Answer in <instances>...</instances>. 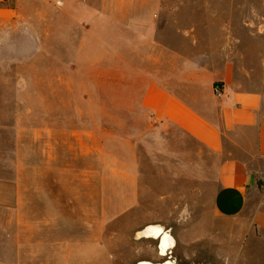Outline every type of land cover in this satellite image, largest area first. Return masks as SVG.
I'll use <instances>...</instances> for the list:
<instances>
[{
    "label": "rangeland",
    "instance_id": "rangeland-1",
    "mask_svg": "<svg viewBox=\"0 0 264 264\" xmlns=\"http://www.w3.org/2000/svg\"><path fill=\"white\" fill-rule=\"evenodd\" d=\"M48 1L19 0V21L0 20V115L8 121L20 110V123L29 128L21 135L20 210L0 207V264L159 263L165 258L159 255L158 240L140 234L149 225L162 226L174 238L167 259L176 264H264V231L253 225L250 213L225 219L215 212L216 157L177 130L145 133L139 90L131 81L125 83L124 75L109 73L106 50L98 51L99 74L61 71L72 60L82 32L72 17L90 19L92 9L85 4L97 9L98 0H67V11L60 9L59 0H51V8ZM243 1L247 24L232 27L238 36L232 44L236 80L243 89L264 95V0ZM29 19L37 22L35 32ZM33 50V84L17 92L12 61ZM60 76L63 91L45 89L46 79ZM91 95L93 105L87 99ZM45 97L51 102L46 107ZM46 124L67 132L61 138L57 134L63 144L52 153L62 171L47 167ZM92 127L100 131L98 178L95 156L92 163L85 154L91 138L75 134ZM12 138L11 131L3 133L5 152ZM92 164L93 178L87 170ZM255 199L264 202V176Z\"/></svg>",
    "mask_w": 264,
    "mask_h": 264
},
{
    "label": "crops",
    "instance_id": "crops-1",
    "mask_svg": "<svg viewBox=\"0 0 264 264\" xmlns=\"http://www.w3.org/2000/svg\"><path fill=\"white\" fill-rule=\"evenodd\" d=\"M50 3L51 0L49 8ZM58 3L63 7L60 9H70L67 0ZM97 4V9L85 4L92 9L90 19L81 20L78 14L72 17L73 24L82 32L77 34L80 37L77 36V49L70 54L72 60L60 67L61 71L73 75L99 74L98 51L99 48L106 50L109 73L124 75L123 81H131L139 90L145 133L177 130L199 142L218 160L215 212L225 219L250 213L253 225L264 231V202L257 203L255 199L264 176V95L238 84L232 46L238 39L232 27L247 24L244 1L98 0ZM18 9L19 0H0V20L5 24L18 22ZM47 23L44 18L45 27ZM29 25L35 32L36 20L29 19ZM35 56L33 50L12 61L11 69L18 75L17 92L30 90ZM51 70L50 65L45 66V73ZM127 75L133 77L129 79ZM44 82L45 89L51 93L64 89L61 76ZM217 85L223 88L221 97L215 95ZM92 97L87 99L91 98L93 105ZM59 100L61 106L66 104L62 94ZM3 105L4 100L0 98V106ZM48 105L51 102L45 97V107ZM12 114L13 118L8 121L3 113L0 115V207L10 205L12 211L18 212L23 201L21 135L29 128L21 125L20 110ZM46 116L52 120L48 113ZM5 131L13 133L12 142H7V152L3 148ZM43 132L50 146L47 153L45 148L47 167L62 171L61 164L57 167L52 162L55 157L52 153L63 144L62 140H56L57 134L61 138L67 132L51 124H46ZM75 134L91 138V147H86L85 154L90 155L92 163L95 156L98 178L99 127L96 130L92 127L91 131L77 130ZM67 168L65 165L64 169ZM5 170L7 174L3 176ZM87 170L93 178L94 165Z\"/></svg>",
    "mask_w": 264,
    "mask_h": 264
},
{
    "label": "bare ground",
    "instance_id": "bare-ground-1",
    "mask_svg": "<svg viewBox=\"0 0 264 264\" xmlns=\"http://www.w3.org/2000/svg\"><path fill=\"white\" fill-rule=\"evenodd\" d=\"M140 234L144 238L158 240L159 255L160 257L165 259L159 263L141 261L138 264H176L172 260L167 259V257L169 256V252L173 250L176 246L174 238L171 236V234L168 233V231H166L160 225H149L145 227L144 230L140 232Z\"/></svg>",
    "mask_w": 264,
    "mask_h": 264
},
{
    "label": "built area",
    "instance_id": "built-area-1",
    "mask_svg": "<svg viewBox=\"0 0 264 264\" xmlns=\"http://www.w3.org/2000/svg\"><path fill=\"white\" fill-rule=\"evenodd\" d=\"M214 92L217 97H221L223 95V88L217 85L214 88Z\"/></svg>",
    "mask_w": 264,
    "mask_h": 264
}]
</instances>
